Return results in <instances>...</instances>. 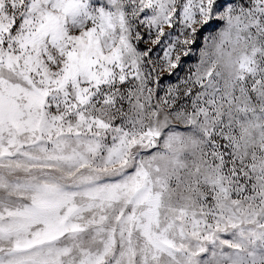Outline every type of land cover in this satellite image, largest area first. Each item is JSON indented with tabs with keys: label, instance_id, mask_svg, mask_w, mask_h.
<instances>
[{
	"label": "snow or ice",
	"instance_id": "1",
	"mask_svg": "<svg viewBox=\"0 0 264 264\" xmlns=\"http://www.w3.org/2000/svg\"><path fill=\"white\" fill-rule=\"evenodd\" d=\"M0 264H264V0H0Z\"/></svg>",
	"mask_w": 264,
	"mask_h": 264
},
{
	"label": "rangeland",
	"instance_id": "2",
	"mask_svg": "<svg viewBox=\"0 0 264 264\" xmlns=\"http://www.w3.org/2000/svg\"><path fill=\"white\" fill-rule=\"evenodd\" d=\"M185 59L187 60V63L185 64L184 69L180 72L181 77L187 74V69L189 67H191L194 71L195 65H196V63H198V59L196 57L185 58ZM176 82H177V80L174 76L171 78H166V83H176ZM158 92H159L160 96H163L164 93L162 91L158 90Z\"/></svg>",
	"mask_w": 264,
	"mask_h": 264
}]
</instances>
